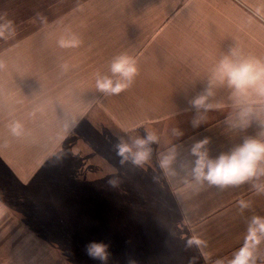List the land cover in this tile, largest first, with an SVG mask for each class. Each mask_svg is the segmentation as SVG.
Listing matches in <instances>:
<instances>
[{
	"label": "crops",
	"instance_id": "obj_1",
	"mask_svg": "<svg viewBox=\"0 0 264 264\" xmlns=\"http://www.w3.org/2000/svg\"><path fill=\"white\" fill-rule=\"evenodd\" d=\"M72 37L79 46L59 45ZM232 48L264 56V0H0L1 191L7 178L27 187L72 159L82 170L83 143L95 174L111 177L96 188L111 192L110 206H101L116 214L95 217L101 230L82 246L103 242L140 256L148 250L154 264H233L238 257L264 264V175L225 187L194 175L195 144L207 140L215 159L246 138L264 139L258 121L246 128L226 122L234 113L221 86L208 100L221 107L201 110L192 126L191 101ZM121 55L135 60L137 74L119 93L102 91V78L120 80L111 65ZM14 121L24 125L19 137L10 131ZM149 132L157 141L147 162L117 155L121 138L131 143ZM5 202L0 218L12 206ZM24 245L11 249L38 252L33 242Z\"/></svg>",
	"mask_w": 264,
	"mask_h": 264
},
{
	"label": "rangeland",
	"instance_id": "obj_2",
	"mask_svg": "<svg viewBox=\"0 0 264 264\" xmlns=\"http://www.w3.org/2000/svg\"><path fill=\"white\" fill-rule=\"evenodd\" d=\"M88 149L82 143V170L78 168L79 161L72 159L69 165L48 169L27 187L15 185L16 182L7 178L8 185L1 186L4 190L0 189V198L12 206L3 208L8 216L0 218V264H25L30 259L35 264H100L85 254L82 241L94 239L92 233L100 232L102 224H95V217L115 215L116 209L101 206H110L111 192L96 187L109 186L112 181L109 175L95 174L96 160L85 161V157L93 154L86 152ZM97 164L102 165L100 161ZM118 215H127V212L120 209ZM9 217L17 223L8 222ZM24 232L35 238L31 241ZM18 236H21L17 241L19 249H27L30 246L24 243L33 242V249L38 252L30 256L21 252L15 255L11 247H17ZM108 252L106 264L155 263L148 250L143 256L132 255L126 248L111 250L109 247ZM133 258L140 261L135 262Z\"/></svg>",
	"mask_w": 264,
	"mask_h": 264
},
{
	"label": "clouds",
	"instance_id": "obj_3",
	"mask_svg": "<svg viewBox=\"0 0 264 264\" xmlns=\"http://www.w3.org/2000/svg\"><path fill=\"white\" fill-rule=\"evenodd\" d=\"M79 44L80 41L76 37L59 41L61 47H77ZM111 71L118 75L120 80L113 82L104 77L98 81L97 86L102 91L119 93L137 74L136 62L127 55L118 56L112 62ZM214 86L225 87L230 91L229 99L232 102L234 117L230 114L226 122L231 127L246 128L254 120L264 126V56L244 55L235 48L223 55L210 69L209 87L191 101V105L197 111V116L192 120L193 127L203 119L199 115L201 110L206 112L212 107H221L208 103L209 98L214 95L212 91ZM10 131L13 136L19 137L24 134V125L14 121ZM156 141V135L149 132L146 138H136L131 143L121 138L115 148L117 155L124 161L130 159L134 165L140 166L148 161L151 153L149 145ZM207 143L208 141L204 140L192 148L197 157L194 169L197 182L225 187L264 175V139L246 138L230 152L220 154L215 159L210 158L204 148ZM168 162V159H165L163 163L166 166ZM84 250L90 259L106 264L109 255L107 244L92 241L85 245ZM233 264H245V261L238 257Z\"/></svg>",
	"mask_w": 264,
	"mask_h": 264
}]
</instances>
